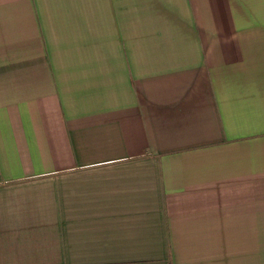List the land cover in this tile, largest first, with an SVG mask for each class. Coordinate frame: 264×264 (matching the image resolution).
Returning <instances> with one entry per match:
<instances>
[{
    "label": "crops",
    "instance_id": "crops-1",
    "mask_svg": "<svg viewBox=\"0 0 264 264\" xmlns=\"http://www.w3.org/2000/svg\"><path fill=\"white\" fill-rule=\"evenodd\" d=\"M0 264H264V0H0Z\"/></svg>",
    "mask_w": 264,
    "mask_h": 264
}]
</instances>
